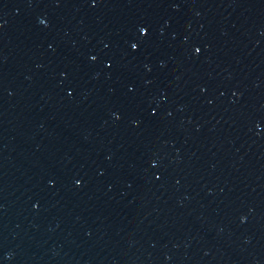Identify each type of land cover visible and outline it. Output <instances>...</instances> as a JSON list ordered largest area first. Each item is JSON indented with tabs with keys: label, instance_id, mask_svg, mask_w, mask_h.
<instances>
[{
	"label": "water",
	"instance_id": "1",
	"mask_svg": "<svg viewBox=\"0 0 264 264\" xmlns=\"http://www.w3.org/2000/svg\"><path fill=\"white\" fill-rule=\"evenodd\" d=\"M0 264H264V0H0Z\"/></svg>",
	"mask_w": 264,
	"mask_h": 264
}]
</instances>
